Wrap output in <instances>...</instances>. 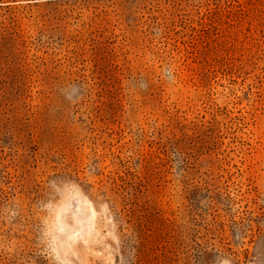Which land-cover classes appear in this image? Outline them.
Masks as SVG:
<instances>
[{
  "label": "rangeland",
  "instance_id": "1",
  "mask_svg": "<svg viewBox=\"0 0 264 264\" xmlns=\"http://www.w3.org/2000/svg\"><path fill=\"white\" fill-rule=\"evenodd\" d=\"M0 264H264V0H0Z\"/></svg>",
  "mask_w": 264,
  "mask_h": 264
}]
</instances>
